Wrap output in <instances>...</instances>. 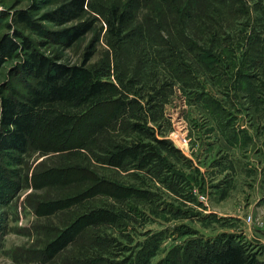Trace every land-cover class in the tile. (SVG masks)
Here are the masks:
<instances>
[{
    "label": "rangeland",
    "instance_id": "rangeland-1",
    "mask_svg": "<svg viewBox=\"0 0 264 264\" xmlns=\"http://www.w3.org/2000/svg\"><path fill=\"white\" fill-rule=\"evenodd\" d=\"M69 1L0 0V41L18 43L0 58V108L37 86L25 39L68 65L91 52L111 83L22 108L28 148L0 152V264H194L224 237L264 264V0H87L58 25Z\"/></svg>",
    "mask_w": 264,
    "mask_h": 264
},
{
    "label": "trees",
    "instance_id": "trees-1",
    "mask_svg": "<svg viewBox=\"0 0 264 264\" xmlns=\"http://www.w3.org/2000/svg\"><path fill=\"white\" fill-rule=\"evenodd\" d=\"M86 4L87 0H70L62 9L55 10L53 18L58 25H63L77 19L84 11ZM112 15L116 21L124 19V14L117 8L112 10ZM24 17L25 15L23 20L28 19ZM88 29V26L78 25L57 32V36L62 37L65 44L69 46ZM23 42L25 48L31 50L22 66L37 84L29 90L23 106L28 108L25 109L35 110L38 107L66 103L85 104L110 88L111 83L98 78L87 67V62L92 56L91 52H85L80 64L68 65L35 51L26 39ZM17 48L18 43L11 37L0 41V58L11 55ZM21 106V103L19 105L10 98L3 99L1 102L0 152L2 153L13 151L23 154L28 148L33 124L30 116L22 110ZM1 176L2 174L0 178ZM69 240L63 234L54 240L52 245L62 249ZM192 260L194 264H260L254 254L248 252L241 242L231 237H224L216 248L196 253Z\"/></svg>",
    "mask_w": 264,
    "mask_h": 264
}]
</instances>
